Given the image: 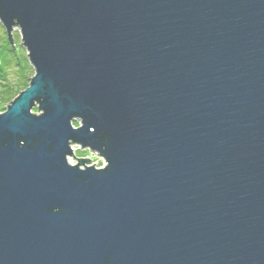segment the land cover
I'll return each instance as SVG.
<instances>
[{"label": "water", "instance_id": "1", "mask_svg": "<svg viewBox=\"0 0 264 264\" xmlns=\"http://www.w3.org/2000/svg\"><path fill=\"white\" fill-rule=\"evenodd\" d=\"M0 23L34 70L0 114V264H264V0H0Z\"/></svg>", "mask_w": 264, "mask_h": 264}, {"label": "rangeland", "instance_id": "2", "mask_svg": "<svg viewBox=\"0 0 264 264\" xmlns=\"http://www.w3.org/2000/svg\"><path fill=\"white\" fill-rule=\"evenodd\" d=\"M12 40L17 53L13 50L0 23V114L5 112L7 106L28 87L30 79L34 76V70L22 46L19 29L13 30ZM6 87H13L15 96L9 98Z\"/></svg>", "mask_w": 264, "mask_h": 264}, {"label": "trees", "instance_id": "3", "mask_svg": "<svg viewBox=\"0 0 264 264\" xmlns=\"http://www.w3.org/2000/svg\"><path fill=\"white\" fill-rule=\"evenodd\" d=\"M6 88L8 89V90H7V89H6V90L8 91V93H7L8 95H7V96H8L9 98H11V96H12V97L15 96L16 93H15L13 87H6Z\"/></svg>", "mask_w": 264, "mask_h": 264}]
</instances>
